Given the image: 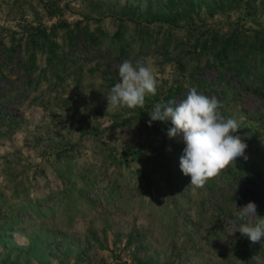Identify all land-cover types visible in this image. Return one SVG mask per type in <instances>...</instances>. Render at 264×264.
I'll use <instances>...</instances> for the list:
<instances>
[{
  "label": "rangeland",
  "instance_id": "obj_1",
  "mask_svg": "<svg viewBox=\"0 0 264 264\" xmlns=\"http://www.w3.org/2000/svg\"><path fill=\"white\" fill-rule=\"evenodd\" d=\"M233 33L264 43V0H0V264H264L235 215L253 202L264 218V50L225 68ZM125 60L156 95L108 109ZM193 87L247 144L203 188L171 122L148 123Z\"/></svg>",
  "mask_w": 264,
  "mask_h": 264
},
{
  "label": "clouds",
  "instance_id": "obj_2",
  "mask_svg": "<svg viewBox=\"0 0 264 264\" xmlns=\"http://www.w3.org/2000/svg\"><path fill=\"white\" fill-rule=\"evenodd\" d=\"M119 77L120 82L105 96L108 109L143 108L146 95H156L155 76L141 61L134 64L125 60L119 66ZM221 107L217 98L198 93L193 87L186 99L179 102L170 99L166 103L161 99L149 113V126L153 121H170L172 127L167 130L168 138H179L184 143L180 170L190 177V185L194 188H203L229 165H235L238 157L247 159V144L236 135L239 123L233 118H225L219 110ZM239 209L235 214L241 221L238 232L253 244L264 241V218L257 215L256 204L249 202Z\"/></svg>",
  "mask_w": 264,
  "mask_h": 264
},
{
  "label": "trees",
  "instance_id": "obj_3",
  "mask_svg": "<svg viewBox=\"0 0 264 264\" xmlns=\"http://www.w3.org/2000/svg\"><path fill=\"white\" fill-rule=\"evenodd\" d=\"M234 1L236 2V4H239V3H242L244 0H234ZM246 2H248V1H246ZM236 35L237 34H234V33L230 35L231 38L223 44L222 49L218 52V54H216L217 59L220 61V63H222V65L224 64L223 66L225 68L230 69V68H232L231 62H230V60L226 59L227 55L232 54V53H233V55L242 53L241 60L238 59L233 64L237 67L238 71L245 70V69L250 71L251 67L248 65L246 60H242V59H245V56L250 52L264 50V43L258 44L257 42H255L256 46H253L252 43H250V42H244L243 44H239L235 39ZM85 38L92 40V41L94 40L93 37H90L88 35H86ZM232 38L235 40H232ZM198 43H199V40H196V45H198ZM245 45H246V47H245ZM204 48H206V44L204 45ZM54 57H55L54 55L53 56L50 55L49 61H52L54 59ZM30 61L32 63H34V57L33 56H31ZM174 97H175V94H170L169 96H166L162 99L166 103L168 100L174 99Z\"/></svg>",
  "mask_w": 264,
  "mask_h": 264
}]
</instances>
